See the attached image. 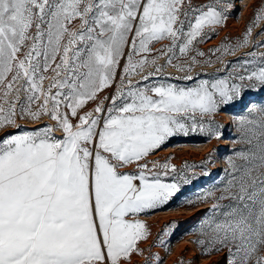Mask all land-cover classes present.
<instances>
[{"label": "snow or ice", "instance_id": "obj_1", "mask_svg": "<svg viewBox=\"0 0 264 264\" xmlns=\"http://www.w3.org/2000/svg\"><path fill=\"white\" fill-rule=\"evenodd\" d=\"M232 7L0 0V264H133L134 256L164 264L151 249L170 250L164 237L180 223L145 248L152 233L139 217L211 176L214 161L205 157L197 174L150 157L176 136L221 139L217 114L264 91V41L251 39L264 0L242 39L209 50L223 68L193 75L194 65L212 63L199 59L198 45ZM246 107L219 183L186 201L210 205L194 243L202 254L223 253L226 264H264V103Z\"/></svg>", "mask_w": 264, "mask_h": 264}, {"label": "rangeland", "instance_id": "obj_2", "mask_svg": "<svg viewBox=\"0 0 264 264\" xmlns=\"http://www.w3.org/2000/svg\"><path fill=\"white\" fill-rule=\"evenodd\" d=\"M233 7L226 9L227 18L221 26H217L216 35L198 45V50L204 52L205 57H199L201 61H206L209 57L212 63L206 65H194L193 75L197 72L213 74L217 69L223 68V63L216 61L217 54H210V49L220 47L221 42L228 38L231 43L243 38L247 27L254 19L255 11L261 6V0H232ZM261 28H264V21L260 22V27L252 29L251 39L253 42L264 41V36H258ZM160 47V45H157ZM252 44L247 48H240L235 55H224L223 61H234L237 57L251 51ZM259 52H264V47L258 48ZM161 63L163 61H160ZM171 73L173 76L183 75L177 73L174 68H167L165 74ZM251 102V103H250ZM256 103H264V91H249L241 103L229 106L219 112L215 117L216 121L223 126V136L221 139L208 140L202 134H192L188 137L182 135L172 138L156 155L150 157L151 160L163 162L169 159L177 169H184L187 164L196 166L194 171L201 174L199 167L205 162V157L212 155L214 161L205 169L211 172V176H202L201 179L183 186L180 193L170 199V201L148 214H142L139 218L146 222L151 230V237L141 247L147 248L169 222H179L180 227L175 229L172 235L164 237L169 241L170 250L164 247L152 248L153 253H159L164 259V264H226L223 253L202 254V249L194 243L197 239V229L200 221L205 215V209L209 204L196 203L189 205V199H195L202 192L207 191L214 183H219L223 176L222 169L226 167L227 157L232 155V149L239 145L234 142L237 136L236 120L247 115L248 108ZM191 174V173H189ZM143 257L134 256L133 264H140Z\"/></svg>", "mask_w": 264, "mask_h": 264}]
</instances>
